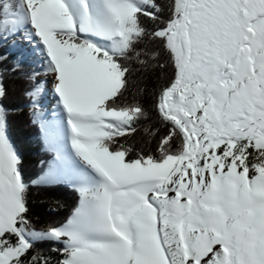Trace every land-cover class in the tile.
Masks as SVG:
<instances>
[{"label": "snow or ice", "instance_id": "snow-or-ice-1", "mask_svg": "<svg viewBox=\"0 0 264 264\" xmlns=\"http://www.w3.org/2000/svg\"><path fill=\"white\" fill-rule=\"evenodd\" d=\"M21 33L51 84L28 75L30 100H55L34 110L55 156L26 179L0 81V264H53L43 243L56 264H264V0H0V41ZM165 57V127L136 151L129 65ZM61 176L78 206L37 230L30 187Z\"/></svg>", "mask_w": 264, "mask_h": 264}, {"label": "trees", "instance_id": "trees-1", "mask_svg": "<svg viewBox=\"0 0 264 264\" xmlns=\"http://www.w3.org/2000/svg\"><path fill=\"white\" fill-rule=\"evenodd\" d=\"M145 23L151 25L150 21ZM23 48L25 47L20 46L14 39L0 41V81L6 89L2 104L8 112V136L18 153L22 154L25 177L31 182L42 173L41 162H44L46 170L47 162L51 161L55 154L47 150L40 123L28 108L32 100L27 95V89L34 83L28 80V75L34 72L42 75L44 68L35 58L20 56L19 51ZM129 66L131 73L127 95L130 101L134 98L144 105L145 117L142 118L137 134L131 137L128 143L136 151L142 148L145 151H151L154 145L151 142L145 143L148 137L143 129L153 126L160 129L165 127L159 121L155 101L160 88L171 78L172 69L166 57L159 61H152L148 68H142L135 61L130 62ZM28 199L32 226L40 230L66 221L74 208L78 206L79 195L68 184L56 183L32 185ZM60 247L59 244L40 245V249L49 256L53 264L62 257L59 252L52 249Z\"/></svg>", "mask_w": 264, "mask_h": 264}, {"label": "rangeland", "instance_id": "rangeland-1", "mask_svg": "<svg viewBox=\"0 0 264 264\" xmlns=\"http://www.w3.org/2000/svg\"><path fill=\"white\" fill-rule=\"evenodd\" d=\"M13 39L16 40L20 46H23L25 48L27 47V45H26V43L24 41V33H21V34L15 36ZM39 79H40V82H41L40 83V87L42 89L46 90V88H50V83H48V84L44 83V81L47 79L45 74L39 75ZM35 101H39V103H36ZM50 106H51V101L49 100V93H46L43 96V98H40L39 100H37V97H34L32 99L31 104L28 106V108L33 113V116H34V110H36V111L41 112V113H48L49 115L46 118L50 119L51 118V116H50V113H51ZM36 120L39 121L38 119H36ZM42 132H43V135H44V137H43L44 138V142H45L46 148H47V140L45 138V132H44L43 129H42ZM7 134H8V130H7ZM58 182H60V183H69L67 181H58Z\"/></svg>", "mask_w": 264, "mask_h": 264}, {"label": "bare ground", "instance_id": "bare-ground-1", "mask_svg": "<svg viewBox=\"0 0 264 264\" xmlns=\"http://www.w3.org/2000/svg\"><path fill=\"white\" fill-rule=\"evenodd\" d=\"M50 87H51V84H50ZM40 99V97H37V100H39ZM49 100L51 101V106H50V110L52 111V109L54 108V106H55V100H54V98H53V96H52V94L51 93H49ZM51 132H49V138H51ZM58 181H67V182H69V180L66 178V177H64V176H61L59 179H57L55 182H58ZM70 183V182H69ZM71 184V183H70ZM72 185V184H71Z\"/></svg>", "mask_w": 264, "mask_h": 264}, {"label": "water", "instance_id": "water-1", "mask_svg": "<svg viewBox=\"0 0 264 264\" xmlns=\"http://www.w3.org/2000/svg\"><path fill=\"white\" fill-rule=\"evenodd\" d=\"M42 136L44 137L43 132H42ZM56 183H60V182H55V183H52V184H56ZM66 184H68L70 187L73 188V185H71L70 183H66Z\"/></svg>", "mask_w": 264, "mask_h": 264}]
</instances>
